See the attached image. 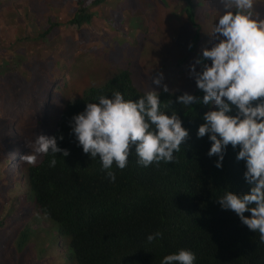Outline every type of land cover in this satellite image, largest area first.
<instances>
[{
    "label": "trees",
    "instance_id": "16d2710c",
    "mask_svg": "<svg viewBox=\"0 0 264 264\" xmlns=\"http://www.w3.org/2000/svg\"><path fill=\"white\" fill-rule=\"evenodd\" d=\"M77 11L69 23L76 27L90 24L92 8L105 0H74ZM187 18L199 29L192 0H185ZM48 18L46 30L29 39H46L57 25ZM193 37L192 46L199 40ZM20 61L13 62L20 67ZM120 91L126 99H136L145 91L134 84L129 68L121 69L104 84L91 86L67 104L55 117L50 131L41 133L57 136V144L70 151L50 166L53 154L41 155L34 165L25 163L21 170L24 203L57 225L59 237L65 242L69 257L76 264H160L161 259L181 248L197 255L196 264H264V244L259 234L251 231L231 210L221 208L218 197L229 190L247 192L250 185L244 178L245 162L237 160L239 150L228 146L223 167H215L217 157L207 155L211 142L207 135L197 138V130L207 106L185 108L176 103L183 90H159L162 104L171 100L189 137L175 155V162H160L149 167L137 164L133 152L128 166L120 170L113 165L115 182H109L99 157L91 159L78 146L71 133L70 121L84 110L88 102L99 95ZM202 96L196 87L192 93ZM39 133V134H41ZM63 135V140L59 136ZM26 145L34 140L23 137ZM3 144L11 149L10 144ZM245 215H251L245 212ZM29 227L17 238L22 250L31 237ZM157 230L162 238L149 244L146 237Z\"/></svg>",
    "mask_w": 264,
    "mask_h": 264
},
{
    "label": "rangeland",
    "instance_id": "374dc122",
    "mask_svg": "<svg viewBox=\"0 0 264 264\" xmlns=\"http://www.w3.org/2000/svg\"><path fill=\"white\" fill-rule=\"evenodd\" d=\"M192 1L199 29L187 18L185 0H105L92 8V23L81 27L69 23L74 0H0V264H76L57 225L23 202L21 156L32 154L23 137L50 131L68 101L123 68L142 91L167 84L193 93L189 65L211 46L209 33L223 5ZM255 8L264 19V0ZM50 16L58 24L49 36L29 39L46 30ZM197 31L199 40L189 48ZM17 60L20 67L12 65ZM160 73L162 84H152ZM27 227L31 239L19 250L17 238Z\"/></svg>",
    "mask_w": 264,
    "mask_h": 264
},
{
    "label": "clouds",
    "instance_id": "9594fccd",
    "mask_svg": "<svg viewBox=\"0 0 264 264\" xmlns=\"http://www.w3.org/2000/svg\"><path fill=\"white\" fill-rule=\"evenodd\" d=\"M223 13L216 19L210 47L189 65L202 96L187 91L176 96V103L188 108L207 106L197 138L207 135L211 146L209 157H217L215 167L222 168L229 145L239 148L236 159L245 162L244 178L250 185L247 192L226 190L218 197L222 209L233 211L251 231L259 234L264 244V19L256 11V0H220ZM192 45L189 44V48ZM210 61V63H209ZM199 66V70L198 67ZM163 73L152 77L160 86ZM163 91L169 92L167 84ZM172 101L162 104L160 92L151 87L136 99H126L120 91L99 95L88 102L84 110L70 121L71 133L78 146L91 159L99 157L109 182H115V167L123 170L135 151L137 164L149 167L160 162H175L189 130ZM63 135L59 136L63 140ZM57 136L37 134L29 145L32 154L22 155L34 165L38 155L53 154L50 166L57 163L56 154L63 157L70 151L57 144ZM245 212L251 215H245ZM157 230L147 235L149 244L162 238ZM197 255L188 248L165 255L160 264H196Z\"/></svg>",
    "mask_w": 264,
    "mask_h": 264
}]
</instances>
